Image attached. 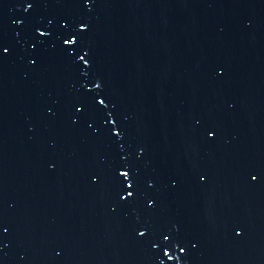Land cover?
Listing matches in <instances>:
<instances>
[{
    "label": "water",
    "instance_id": "95a60500",
    "mask_svg": "<svg viewBox=\"0 0 264 264\" xmlns=\"http://www.w3.org/2000/svg\"><path fill=\"white\" fill-rule=\"evenodd\" d=\"M0 264H264V0H0Z\"/></svg>",
    "mask_w": 264,
    "mask_h": 264
}]
</instances>
